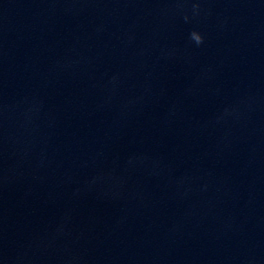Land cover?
<instances>
[{"label":"clouds","instance_id":"clouds-1","mask_svg":"<svg viewBox=\"0 0 264 264\" xmlns=\"http://www.w3.org/2000/svg\"><path fill=\"white\" fill-rule=\"evenodd\" d=\"M193 38L197 43L202 42V37L199 34L193 33Z\"/></svg>","mask_w":264,"mask_h":264}]
</instances>
